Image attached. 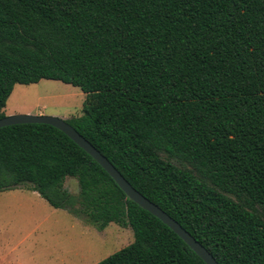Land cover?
I'll return each instance as SVG.
<instances>
[{
  "label": "trees",
  "instance_id": "obj_1",
  "mask_svg": "<svg viewBox=\"0 0 264 264\" xmlns=\"http://www.w3.org/2000/svg\"><path fill=\"white\" fill-rule=\"evenodd\" d=\"M41 79L81 89L66 121L217 263L264 264V0H0V118ZM20 185L130 226L96 264H206L54 126L0 127V191Z\"/></svg>",
  "mask_w": 264,
  "mask_h": 264
},
{
  "label": "rangeland",
  "instance_id": "obj_2",
  "mask_svg": "<svg viewBox=\"0 0 264 264\" xmlns=\"http://www.w3.org/2000/svg\"><path fill=\"white\" fill-rule=\"evenodd\" d=\"M84 99L79 87L41 79L14 84L3 112L67 120L82 114ZM64 187L79 191L74 178L67 177ZM133 238L130 226L111 222L98 230L82 216L50 206L29 185L0 191V264H96Z\"/></svg>",
  "mask_w": 264,
  "mask_h": 264
},
{
  "label": "water",
  "instance_id": "obj_3",
  "mask_svg": "<svg viewBox=\"0 0 264 264\" xmlns=\"http://www.w3.org/2000/svg\"><path fill=\"white\" fill-rule=\"evenodd\" d=\"M19 123H44L56 127L88 153L117 183L125 195L138 206L158 218L174 233H176L206 264H219L214 257L193 236H191L177 221L171 218L155 203L151 202L137 191L78 131L66 120L51 115L14 114L0 118V127Z\"/></svg>",
  "mask_w": 264,
  "mask_h": 264
}]
</instances>
